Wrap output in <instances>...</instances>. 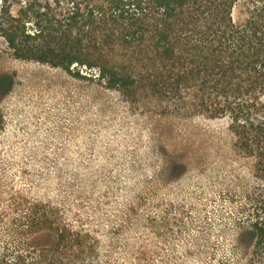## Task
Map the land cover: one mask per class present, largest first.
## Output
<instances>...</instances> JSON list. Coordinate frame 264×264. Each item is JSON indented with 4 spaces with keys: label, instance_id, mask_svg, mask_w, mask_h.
Segmentation results:
<instances>
[{
    "label": "trees",
    "instance_id": "trees-1",
    "mask_svg": "<svg viewBox=\"0 0 264 264\" xmlns=\"http://www.w3.org/2000/svg\"><path fill=\"white\" fill-rule=\"evenodd\" d=\"M0 46L118 91L130 106L226 118L256 179L235 186L224 242L201 263L264 264V0H0ZM105 251L52 202L19 190L0 197V264H117ZM167 252L179 256L165 264L191 257ZM143 256L128 264H149Z\"/></svg>",
    "mask_w": 264,
    "mask_h": 264
},
{
    "label": "rangeland",
    "instance_id": "rangeland-1",
    "mask_svg": "<svg viewBox=\"0 0 264 264\" xmlns=\"http://www.w3.org/2000/svg\"><path fill=\"white\" fill-rule=\"evenodd\" d=\"M1 75L10 79L0 83L1 198L19 190L52 202L117 264L141 253L173 263L179 254L167 261L166 252L177 250L191 255L183 264H202L224 242L235 186L256 179L226 118L130 106L118 91L0 46ZM178 159L189 165L170 170Z\"/></svg>",
    "mask_w": 264,
    "mask_h": 264
}]
</instances>
